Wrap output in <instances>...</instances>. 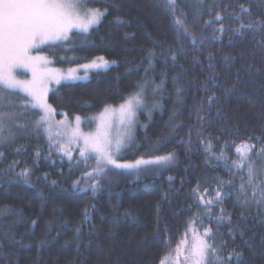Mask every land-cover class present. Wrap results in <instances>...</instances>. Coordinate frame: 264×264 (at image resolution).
Listing matches in <instances>:
<instances>
[{"label":"trees","instance_id":"16d2710c","mask_svg":"<svg viewBox=\"0 0 264 264\" xmlns=\"http://www.w3.org/2000/svg\"><path fill=\"white\" fill-rule=\"evenodd\" d=\"M177 4L174 17L166 0H90L87 5L107 9V14L86 37L87 46L81 44L85 37L72 31L66 41L43 49L56 66H89L88 78L61 81L49 88L46 100L56 118L71 121L79 115L91 125L94 120L89 118H97L106 106L120 105L138 91L137 82L147 81L143 99L148 108L138 111L132 142L119 154L118 162L148 161L174 153V163L165 168L141 165L139 174L113 168L95 194L90 188L80 191L73 183L92 171L95 160H90L87 168L82 160L77 164L80 152L63 143L65 140H57L60 134L46 128L50 123L38 136L33 121L39 119L40 111L29 108L17 121L26 124L27 130L14 129L16 139L0 148L4 154L0 157V208L12 209L0 215V264H160L162 258L178 260L176 248H184L181 241L192 245L206 228L212 229L217 245L226 242L225 257L233 248H243L245 264H264V216L255 206L242 209L236 203L235 193L241 177H246V168L228 170L238 160L237 145L264 146V52L251 39V32L234 36L231 43L230 31L217 32L219 40L212 38L213 28L221 23L238 26V21L228 17L239 13L240 4L250 6L254 13L242 18L255 19L264 12V0H203L202 5L196 0H177ZM217 11L225 19L205 26ZM117 17L122 22L118 23ZM177 17L197 36L195 46L183 35V28L178 38ZM201 35L206 38L203 43ZM181 47L184 52L173 61L172 53ZM149 49L154 53L151 57ZM101 56L115 63L92 67L93 60ZM213 72L217 87L205 93L201 86ZM161 80L163 89L153 96L152 89ZM177 87L183 89L179 99ZM225 88L231 90L225 94ZM213 92L219 99L209 109L207 96ZM153 101L158 105L155 108ZM61 148L70 153L71 161ZM221 153L226 163L216 159ZM14 162L18 163L10 170ZM25 168L31 172L30 185L17 177ZM45 173L47 179H43ZM220 181H232L234 187L221 189L231 195L221 204L205 208L193 189L198 184L200 193L208 189L203 200L209 201ZM93 182L83 179L80 187ZM221 208L231 216L234 239L228 234L227 217L217 225ZM242 211L243 222L239 220ZM244 227L250 229L244 236L250 248L243 245L239 234L238 229Z\"/></svg>","mask_w":264,"mask_h":264},{"label":"snow or ice","instance_id":"6c2138e0","mask_svg":"<svg viewBox=\"0 0 264 264\" xmlns=\"http://www.w3.org/2000/svg\"><path fill=\"white\" fill-rule=\"evenodd\" d=\"M90 0H0V148L6 144L12 143L16 139V131L14 129L27 130V125L17 123L19 117L26 115L29 108L39 109L43 112L39 119L33 121V131L39 136L41 128L48 123V116L53 109L51 105L47 103L46 96L49 91L48 85L55 81L56 84H60L61 81L74 80L75 70L69 69L67 75H60L59 73L48 68L50 61L45 56L39 54L34 55L33 52H40L42 46H49L58 41H66L69 32L73 29L77 30V33L83 35L85 39L81 41L82 46H87L89 41L87 36L91 30L99 25L102 18L107 14V9H88L86 12H82V4L88 3ZM93 2H103V0H93ZM197 5H202L203 0H196ZM166 6L171 10L172 15L176 17L177 14V0H166ZM199 12L200 9L198 8ZM209 16L211 17L212 9H208ZM181 12V16H183ZM243 15L252 17L254 13L250 6L244 4L239 5V13L233 12L228 18L234 21H238V26L226 27L223 23L219 28H213V40L221 39L216 33L221 34L225 32H231L229 37V43H231L234 36L243 37L246 32H251V39L256 41L257 47L264 52V12L260 16H256L255 19L249 18L243 19ZM225 16L217 11L214 19L206 20L205 26L215 24L218 21H223ZM117 22H122L119 17L116 18ZM175 25L178 31L183 28V35L189 38L192 45L197 43V36L195 33L189 31L184 26L183 21L177 17ZM201 43L206 39L203 35L199 37ZM149 51V57L154 53L151 49ZM184 52L181 47L178 51L173 52L171 59L175 61L179 54ZM226 60L234 59L225 57ZM109 63L114 64L115 61H107L103 56L97 57L92 62V67L103 68ZM148 64L152 65V60H148ZM209 68L213 66L209 63ZM84 67H89L85 65ZM19 69H26L31 72V79H19L21 73ZM147 72L148 69H145ZM179 79V74L173 77V83H176ZM148 82H137L135 88L138 91L127 97L123 103L119 105L120 124L124 129L115 138L112 137L110 129L112 125L110 123H102L95 133L83 135L79 126L82 122V118L77 115L75 117L76 126L72 130V136L79 142L80 138L83 139V147L80 148V157L77 159V164L82 160L85 167H88L90 160H95V167L91 172H84L81 179L74 181L73 187L87 192L89 188L95 194L101 189V180L108 178L109 172L114 169H122L127 172L135 171L137 174L142 170L141 165H155L156 167L165 168L174 163V153H167L163 156H156L153 160L138 159L134 163H119L120 153L132 142L133 128L136 124L137 111L140 109L148 108V105L144 102L143 96L146 91ZM164 80H161L159 84H155L152 89V94H155L163 89ZM202 89L207 93L211 88L217 87L216 74L212 75L202 84ZM231 89L225 88L223 91L227 94ZM183 89L177 87L176 95L179 99ZM216 93L213 92L207 96L208 107L211 108L214 101H218ZM203 102V98L201 103ZM157 102L153 101L152 107H157ZM110 106H106L105 112L109 110ZM20 109L19 112L16 110ZM115 111V110H114ZM199 111V109H198ZM219 114V113H218ZM175 115V112H173ZM198 119L203 117L198 116ZM89 120H95V117L89 118ZM249 140L253 137H249ZM259 142L261 137H255ZM65 155L69 156L71 161L72 157L70 153L61 148ZM210 150V149H209ZM17 152L20 148H17ZM236 152L238 153V160L233 161L232 167H229V172L233 169L237 171H243L247 169L246 177L242 176L239 190L235 193L236 203L243 208L256 207L258 214L264 216V167H257V162L260 161L264 164V146L259 149L255 145L248 142H242L236 146ZM255 154V158H253ZM3 152H0V157H3ZM39 156V152H37ZM218 161L223 160L225 163L227 158L223 156L216 157ZM16 163L9 166L12 170ZM31 172L28 168L23 169L17 174L18 178H23L26 184L30 185ZM43 179H47L45 173ZM83 179L93 180L94 182L81 188L80 184ZM171 180V178H169ZM246 180V183L244 182ZM53 184L56 181H52ZM224 187H234L232 181H220L218 189L215 192V197L209 201L203 200V195L208 192V189H204V193H200L199 184L193 189V195L200 198V203L205 208H211L216 204H221L223 200L231 195L230 193L223 192L221 189ZM251 189V194H249ZM243 197V198H242ZM12 211L11 208L5 206L0 208V215L6 212ZM211 218L212 213H207ZM85 220L88 219L87 210L84 212ZM227 217L229 226L231 225V216L226 214L223 208L220 209L219 218L217 219V225L223 223ZM240 221H245L243 211L239 217ZM35 225L36 221L32 222ZM264 224V220L261 221ZM239 234L243 240L245 247H251L252 245L248 240L244 239L246 231L250 229L239 228ZM229 236L233 237V229L229 227ZM80 229H76L75 239H79ZM254 239V237H253ZM15 243V241H12ZM42 244L45 241L41 242ZM67 243V242H66ZM181 243H185L181 241ZM261 243H264V236H261ZM226 242L221 241L219 245L214 242L212 236V229L206 228L203 237L196 236L195 242L187 249V255L184 256V264H232L235 260L236 264H245L243 248H233L227 253L225 257L223 255V249L226 247ZM177 258L183 254L180 245L176 248ZM160 264H166L164 258L161 259ZM168 264H172L171 257H168Z\"/></svg>","mask_w":264,"mask_h":264},{"label":"rangeland","instance_id":"374dc122","mask_svg":"<svg viewBox=\"0 0 264 264\" xmlns=\"http://www.w3.org/2000/svg\"><path fill=\"white\" fill-rule=\"evenodd\" d=\"M88 9H93V8H91V6H89V5H87V3H83L82 9H81L82 12H86ZM72 31H77V30L73 29L69 32V34ZM44 48H46V46H42V50L40 52H38V53L33 52V54L34 55L39 54L41 56L47 57V59L50 61V63L48 64L49 69L59 73L60 75H67L69 69H74L75 70V76L77 78L74 80H68V81L84 80V79L88 78V76H89L88 70L89 69H88V67H84L87 64H81V65H76V66H72V67L56 66L54 63H52L53 62L52 57L45 53V51L43 50ZM18 71L21 73V75L19 76V79H22V80L23 79H28V80L31 79V72L30 71H28L26 69H19ZM52 84L54 85L55 81H52L48 85V88H50ZM147 94L150 97V93H147ZM118 109H119V105L114 107V108H109V110L107 112H105V110H103L101 112V114L97 118H95V120L93 121V123L91 125L82 121L80 126H79L80 132L83 135L95 133L97 131V128L102 123H110L112 125L110 132H111L112 137L115 138L120 132H122L124 130L120 124V116H119ZM37 110H39V109H37ZM138 111H137V115H136V123L138 120ZM40 115H43V112L40 111ZM48 123H50V125H48L46 128L49 132L56 134V131H57L58 134H60V136L57 135V140H59V141H61V139L65 140V142H63V143H65L67 146H70L71 148H77L78 152H80V148L83 147V139L80 138L79 142H77V140L75 138H73V136H72V130L76 126V121L74 119H71V121H70V119L66 120L64 117L56 118L52 115V112H51L48 116ZM52 126H55V128H53ZM133 131H134V128H133ZM257 167H264V164L259 163V164H257ZM246 172H247V169H246ZM183 246H184V248L182 249V251L184 250V253L182 255H180L178 257V260H176V261H175V259H171L172 264H184V256L187 255V249L190 248L191 245H188L187 243H183ZM176 255H177V252H176ZM166 264H168V258L166 259Z\"/></svg>","mask_w":264,"mask_h":264}]
</instances>
